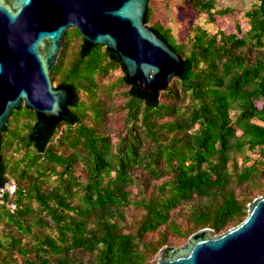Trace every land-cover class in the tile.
Returning <instances> with one entry per match:
<instances>
[{"label": "trees", "instance_id": "1", "mask_svg": "<svg viewBox=\"0 0 264 264\" xmlns=\"http://www.w3.org/2000/svg\"><path fill=\"white\" fill-rule=\"evenodd\" d=\"M184 2L210 22L233 11ZM243 18L236 32L192 26L185 43L150 25L184 59L156 92L130 84L105 46L87 49L76 28L65 32L51 75L76 90L69 115L48 131L28 110L24 135L9 121L2 132L0 186L12 178L16 189L0 202V264H157L164 245L247 216L264 195V0ZM118 85L126 87L115 104L123 128L113 136L107 119ZM23 148L31 153L5 157Z\"/></svg>", "mask_w": 264, "mask_h": 264}, {"label": "water", "instance_id": "2", "mask_svg": "<svg viewBox=\"0 0 264 264\" xmlns=\"http://www.w3.org/2000/svg\"><path fill=\"white\" fill-rule=\"evenodd\" d=\"M149 0H0V140L14 110L34 111L48 131L69 115L76 90L51 75L64 34L76 28L87 49L115 53L127 80L150 92L167 88L184 59L147 24ZM3 159L0 153V164ZM157 264H264V195L237 225L203 227L182 245H164Z\"/></svg>", "mask_w": 264, "mask_h": 264}, {"label": "rangeland", "instance_id": "3", "mask_svg": "<svg viewBox=\"0 0 264 264\" xmlns=\"http://www.w3.org/2000/svg\"><path fill=\"white\" fill-rule=\"evenodd\" d=\"M215 9H223V8H232L233 11L231 13L225 14H216L215 21L210 22L206 19L205 14H198L197 11L192 7L191 4L184 2V0H149V10H151L150 18L147 22L148 25H152L155 22L162 23L165 27L171 29V32L177 43L179 42H187L189 35V28L192 26H200L202 28L207 29L209 32L213 33L217 30H223L226 33L236 32V25L240 23L241 27L244 29L246 27L245 20L243 18V13L245 10L249 9L257 0H215ZM72 29V28H71ZM77 43V42H76ZM75 46V45H73ZM73 49L72 43L69 44V49ZM122 75V72L118 70H112L108 74V79L104 81L106 83L117 80ZM56 84V82L54 81ZM118 88L114 90L113 99H115L112 104L115 106L113 112L108 115L107 123L111 125V134L114 136L115 134H119V132L123 128V115L124 112L119 109L116 102L122 101L120 95L124 93L126 89L125 86L118 85ZM85 94H81V99H85ZM100 98L101 93H99ZM112 99V100H113ZM27 108L17 109L12 112L9 117V122H13L16 126L19 124L20 133L24 135L26 129H24V125L26 123V119L30 116V112ZM28 116V117H27ZM23 120V121H22ZM22 121V122H21ZM88 124H91L90 122ZM109 125V126H110ZM17 128V127H16ZM14 130L13 133H15ZM12 133V132H11ZM28 151L31 153V149L23 148L19 152H13V150H6L5 157L10 160L11 154L14 158L18 159ZM23 154V155H22ZM252 158L257 157V153L249 152ZM53 183L54 179H50ZM185 242L178 241L176 244L182 245Z\"/></svg>", "mask_w": 264, "mask_h": 264}, {"label": "built area", "instance_id": "4", "mask_svg": "<svg viewBox=\"0 0 264 264\" xmlns=\"http://www.w3.org/2000/svg\"><path fill=\"white\" fill-rule=\"evenodd\" d=\"M16 189V183L15 181L10 178L8 179L3 185L0 186V202L3 201V197L6 193L8 194H13V192ZM8 207L13 210L14 205L13 204H8Z\"/></svg>", "mask_w": 264, "mask_h": 264}, {"label": "flooded vegetation", "instance_id": "5", "mask_svg": "<svg viewBox=\"0 0 264 264\" xmlns=\"http://www.w3.org/2000/svg\"><path fill=\"white\" fill-rule=\"evenodd\" d=\"M22 107H24V106H22Z\"/></svg>", "mask_w": 264, "mask_h": 264}]
</instances>
